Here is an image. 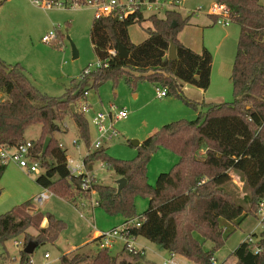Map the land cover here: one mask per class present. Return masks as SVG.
<instances>
[{
	"label": "trees",
	"instance_id": "16d2710c",
	"mask_svg": "<svg viewBox=\"0 0 264 264\" xmlns=\"http://www.w3.org/2000/svg\"><path fill=\"white\" fill-rule=\"evenodd\" d=\"M45 1L71 7L83 5L84 0ZM215 2L228 8L232 22L239 27L230 71L234 96L230 102L198 103L183 93L177 80L207 90L212 56L205 47L196 52L179 42L176 34L189 16L182 17L176 10L166 11L164 17L152 14L145 18L135 13L123 19L93 18L89 38L98 60L109 57V50L117 49L118 43L126 48L128 58L109 57L107 66L71 79L60 96H50L37 88L20 63L10 64L0 58V144L16 146L25 140L30 126L40 125L32 154L40 160L43 172L36 176L35 182L74 205L76 197L70 194L71 187L86 198L95 192L96 206L107 214L120 215L125 221L135 217L141 220L139 227L131 229L134 237L141 236L197 264H212L214 253L223 245L220 221L239 225L248 215L256 217L258 205L264 201V3ZM145 20L150 22L144 28L146 37L139 43L131 42L128 27ZM172 22L175 27H171ZM170 39L176 47L175 59L167 56ZM122 76L132 88L138 80H147L165 87L167 95L176 96L187 105L202 104L205 111L198 112L192 120L179 119L161 126L140 143L132 160L112 158L105 147L86 153L83 157L86 170L102 162L119 178H125L126 184L117 192L115 185L94 182L84 191L81 189L84 175L70 174L66 149L54 134L69 119L77 129L78 140L88 148V121L76 102L85 99L89 89H96L106 80L116 83ZM43 137H50L44 153ZM159 147L172 151L178 159L169 171L160 172L151 185L147 164L151 153ZM201 150L203 154H199ZM5 168L6 164L0 163V179ZM231 171L238 175L241 188L234 183ZM137 196L147 198V206L140 214L136 211ZM44 219L46 224L42 226ZM65 226L52 213L35 209L30 199L13 206L0 214V264L6 261V241L21 234L25 246L29 242H35L36 247L54 244ZM29 228L35 229L36 234H31ZM196 234L212 242V248L205 250ZM98 240L99 237L93 238L84 246L61 254V264L149 262L126 247L118 255H112L108 248L97 246ZM92 245L96 247L94 251ZM254 247L260 248L256 254ZM231 254L237 264H264V233L256 242H241ZM19 255L20 264L31 259L23 250Z\"/></svg>",
	"mask_w": 264,
	"mask_h": 264
},
{
	"label": "rangeland",
	"instance_id": "374dc122",
	"mask_svg": "<svg viewBox=\"0 0 264 264\" xmlns=\"http://www.w3.org/2000/svg\"><path fill=\"white\" fill-rule=\"evenodd\" d=\"M33 1L0 0V58L10 64L20 63L37 88L50 96H60L70 86L71 79L78 78L85 67H94L98 60L89 38L90 24L95 12L88 5L45 7L43 6L45 0H40L41 6ZM214 2L215 0H184L176 11L180 12L181 16L183 13L188 15L190 11H196L191 14L190 22L193 28L189 36L193 34L197 38L198 32L200 37L199 27H201L204 47L212 54L211 83L208 92L213 95L218 94L224 99L223 101L230 102L234 96L225 68L234 61L239 28L234 22L225 27L212 24L207 12ZM198 7L200 11L196 10ZM155 14L162 16V13ZM143 15L148 17L151 13L145 12ZM149 24L148 20L132 24L128 27V34L130 32L135 41H140L144 39L146 34L144 28ZM225 31H228V37L220 44ZM50 32H53L56 38L50 43H44L42 37ZM71 43L78 51L76 58L72 57ZM83 103L87 104L83 113L90 126V141L95 139L91 118L96 112L109 110L112 106L114 110L123 109L128 113L127 118L115 121L114 127L118 134L106 140L104 145L108 156L121 160H132L136 156L138 146H134L132 140L142 142L166 123L179 119L192 120L196 118L198 112L205 111V106L198 104L200 102L192 107L173 95L157 98L155 87L146 80H138L136 86L132 88L123 76L116 83L106 80L96 89H89L86 99H79L76 102L79 110L82 109ZM70 124L68 121L67 132L71 130ZM26 133V138L37 140L40 125L30 126ZM54 135L58 142L67 148V155L76 163H80L87 149L81 141H77L78 146L72 143L77 135L76 127L74 126V131L66 135L57 132ZM42 139L44 142L45 138ZM88 150L93 151L90 145ZM202 152L203 150L199 154ZM177 159L176 154L163 147L152 152L147 164L148 182L153 185L157 175L169 171ZM42 172L43 168L28 174L17 164L10 162L6 164L0 179V214L30 199L34 208L43 213H52L65 222L66 226L54 244L38 246L30 254L32 264H61L59 259L61 253L84 246L95 231L101 234L121 224L120 215H109L95 205L97 197L95 192H91L86 198L71 187L70 194L76 197V205L50 193L47 194L45 201L37 203L35 198L43 189L35 182V178ZM90 175L94 177V182L116 186L114 180L117 179V175L102 162L94 164ZM231 175L234 183L241 188L242 183L238 182V175L232 171ZM135 205L137 213H142L147 206V198L137 196ZM256 223L258 222L254 215H248L239 226L232 222L227 224L220 221L225 240L214 254L218 264H227L225 260L230 262L231 252L250 233L254 231L259 236L264 232V223L255 227ZM28 231L36 234L33 228H29ZM252 238L255 239L256 236L252 235ZM15 239L23 240V235L20 234L6 241L7 256L3 264H20V251L13 244ZM204 241L207 240L200 236L199 242ZM136 242L139 245L143 243L146 258L155 264L161 263V256L168 255L159 245L141 236H137ZM210 244L211 242L207 241L205 248H212ZM121 247L122 244L117 243L109 251L112 255H118ZM90 248L94 251L96 247ZM45 253H48V258H45ZM179 260L185 262L184 259L179 258Z\"/></svg>",
	"mask_w": 264,
	"mask_h": 264
},
{
	"label": "built area",
	"instance_id": "2783aa9c",
	"mask_svg": "<svg viewBox=\"0 0 264 264\" xmlns=\"http://www.w3.org/2000/svg\"><path fill=\"white\" fill-rule=\"evenodd\" d=\"M184 0H84L83 5H88L94 9L96 19H100L102 17H117L118 19H123L124 17L141 13L142 15L145 12H149L151 14L155 13H164L168 10H177L180 5H182ZM36 5L41 6L40 0L33 1ZM45 7L52 6H62L61 3H57L55 5H51L50 3L44 1ZM79 6V5H72ZM82 6V5H81ZM197 11H200V7L196 8ZM196 11H190L189 14H193ZM207 15L212 16L215 19V23L221 25L223 27L230 25L232 22L231 14L228 8L221 3L214 2ZM56 38V35L53 32H50L42 37V41L44 43H50ZM109 57H113L117 55L116 49L109 50ZM109 57L103 60H97L94 67H86L82 71V75L88 74L91 70L99 67H105L108 64ZM155 93L158 98L164 97L167 95V90L165 87H161L159 85L155 88ZM87 96V92L85 93ZM86 99V98H85ZM86 103H83L82 112L86 110ZM128 113L121 109L119 111L114 110L112 106H110L109 110H102L96 112L91 118V124L95 130V139L90 141V148L93 150L104 148L106 140H110L113 137L117 136L118 132L114 127L115 121L120 119L127 118ZM72 143L77 145V140H73ZM33 140L26 139L23 142L17 144L16 146L9 147L3 144H0V163L8 164L14 163L17 164L20 168H22L26 173L38 172L41 169L40 160L32 154L33 148ZM62 146V144H60ZM90 152L87 148V152ZM67 168L70 174L76 175H84L81 182V189H88L92 183H94L90 172L86 170L84 163L80 164L74 163L72 159L67 158ZM47 197L46 193H40L36 196L35 201L37 203H41ZM83 203H81L82 205ZM97 202L95 201V205ZM256 217L258 219V223L264 222V201L260 202L256 211ZM141 220L138 217L124 220L121 224L101 233L99 236V240L97 242V246L99 248H112L117 243L122 244V248L126 247L127 250L132 251L133 253L144 254V249L141 245L136 242V238L131 234V229L139 227ZM245 241L254 242V239L251 235H249ZM14 246L20 250H23L25 247L23 240L15 239L13 241ZM260 251V248L254 247L253 252L256 254ZM45 258H48V253L44 254ZM175 253H169V256L164 259L162 264H181L179 261L175 259ZM212 264H218V262L212 258ZM27 264H32V260L30 259ZM191 264H197L192 262Z\"/></svg>",
	"mask_w": 264,
	"mask_h": 264
},
{
	"label": "crops",
	"instance_id": "0c3cea01",
	"mask_svg": "<svg viewBox=\"0 0 264 264\" xmlns=\"http://www.w3.org/2000/svg\"><path fill=\"white\" fill-rule=\"evenodd\" d=\"M263 3H264V0H261ZM158 14H161V13H158ZM164 14H165V12L164 13H162L161 15L162 16H159V17H164ZM181 14V13H180ZM152 15V14H151ZM157 15V14H156ZM186 16H189V18H188V21H187V23L185 24V25H183L180 29H179V31L177 32V34H176V38L179 40V42L180 43H182L183 45H185V46H187V47H189L190 49H192V50H194V51H196V52H199L203 47H204V41H203V32H202V30H201V27H199V29H200V32H201V35H200V37L198 36V32H197V34H196V36H197V38L192 34L191 36H189V33H192V26H193V24L190 22V18H191V14H189L188 13V15H186V14H182V17H186ZM209 16V15H208ZM143 17H145L144 15H143ZM210 17V19H211V22H212V24H216L215 23V19L212 17V16H209ZM145 18H147V17H145ZM149 22V21H148ZM212 24H210V25H212ZM239 28V27H238ZM194 31V30H193ZM144 33H145V31H144ZM146 37V34H145V36H144V38ZM228 37V31H225V33L223 34V36L221 37V41H220V44L221 43H223L224 41H225V39ZM129 38H130V40H131V42H133V43H139V42H141L142 40H140V41H135L133 38H132V36H131V33L129 32ZM220 44H218V45H220ZM211 53V52H210ZM211 56H212V54H211ZM211 69H212V64H211ZM230 71H231V65H229L228 67H226L225 68V74H226V76H227V78H228V81L230 82V84H231V80H230ZM147 81V80H146ZM149 82V81H148ZM151 85H153L155 88H156V86L157 85H155L154 83H152V82H149ZM210 83H211V74H210ZM136 86V85H135ZM210 86V85H209ZM184 90H185V92H186V94L189 96V97H191V98H193V99H195L196 101H198V102H202V101H204V103H211V102H213V103H220V102H223V98L222 97H220L218 94L217 95H213L212 93H209L208 92V89H209V87L207 88V90H202V89H198V88H196V87H193V86H190V85H187V84H185L184 83ZM136 95H138V94H136ZM155 96H156V93H155ZM166 96H168V95H166ZM166 96H164V97H166ZM157 97V96H156ZM158 98V97H157ZM161 98H163V97H161ZM68 121H70V125H71V127H70V131L69 132H72V130L74 131V124L72 123V121L71 120H69V119H67L66 121H65V126H64V128H62L60 131H58L57 133H59V134H61L62 133V135L64 134V135H66V134H68L69 132H67L66 130V128H67V126H68ZM89 125V124H88ZM27 131V130H26ZM89 134H90V126H89ZM26 136H27V133L25 132V140L26 139H28V138H26ZM61 139V138H60ZM30 140H34V139H30ZM74 140H77V141H79L78 140V136L77 135H75V139ZM139 143H141V142H139ZM65 147V146H64ZM65 149H66V154H67V148L65 147ZM87 149V148H86ZM87 152V151H86ZM201 154H203V152L201 153ZM86 155V153L82 156V158H81V162H83V157ZM67 158H69V159H72V158H70L68 155H67ZM72 161L74 162V163H76L73 159H72ZM80 162V163H81ZM80 163H77V164H80ZM92 170H93V168H92ZM92 170H87V171H89V172H91L92 173ZM117 179L119 178L118 176L116 177ZM117 179H115L114 181H116ZM239 183H241L240 181H238ZM116 184V183H115ZM108 185H114V184H108ZM41 187V186H40ZM42 188V187H41ZM43 189V191L42 192H40V193H46V195L48 194V193H50V194H53V193H51L50 191H48L47 189H45V188H42ZM39 193V194H40ZM38 194V195H39ZM48 197V196H47ZM46 197V198H47ZM45 198V199H46ZM45 199L43 200V201H45ZM63 200H65V199H63ZM42 201V202H43ZM41 202V203H42ZM69 202V201H68ZM35 209H37V208H35ZM248 217V216H247ZM246 217V218H247ZM120 218H121V221L123 222L124 221V218L123 217H121L120 216ZM245 218V219H246ZM256 218V221L258 222V219H257V217H255ZM244 219V220H245ZM243 220V221H244ZM243 221L241 222V223H243ZM121 222V223H122ZM222 222H224V223H227L228 224V222L227 221H222ZM231 223V222H230ZM240 223V224H241ZM264 223V222H263ZM263 223H256V225H255V227H258V226H262V224ZM46 224V219H44L43 221H42V226H44ZM239 224V225H240ZM239 225H237V226H239ZM115 227V226H114ZM254 227V229H256ZM225 228V227H224ZM99 233V231H95L93 234H92V236L90 237V239H89V242L93 239V238H96V237H99L100 236V234H98ZM224 233V232H223ZM264 233V232H263ZM250 235L252 236H256V238L254 239V242H256L258 239H259V237H260V235L259 236H257V234L253 231L252 233H250ZM196 237L198 238V239H200V235H198V234H196ZM207 241H209V240H207ZM207 241H204V242H202V244H203V248L205 249V250H210L211 249V247H209L208 249H206L205 248V244L207 243ZM243 241H245V239L243 240ZM242 241V242H243ZM56 242V241H55ZM54 242V243H55ZM210 242V241H209ZM88 243V242H87ZM86 243V244H87ZM141 244V246L143 245V243H140ZM85 245V244H84ZM212 245V242H211V244H210V246ZM239 245V244H238ZM83 246V245H82ZM93 246V245H92ZM142 248L144 249V246H142ZM75 249V248H74ZM235 249V248H234ZM73 250V249H72ZM122 250V247L120 248V251ZM165 250V249H164ZM71 251V250H70ZM67 252H69V251H65V252H63V253H67ZM165 252H167V254L168 255H166L167 257L169 256V253L170 252H168L167 250H165ZM63 253H61V254H63ZM232 253V252H231ZM215 254V253H214ZM143 256H144V259L146 260V261H149V262H151V263H154L155 264V262H153L152 260H150V259H148V258H146V256H145V253L143 254ZM165 255L164 256H161V263L160 264H162L163 263V261H164V259H166L167 257H166ZM231 256V257H230ZM230 258H231V261L229 262V261H227V260H225L226 262H227V264H237V259L232 255V254H230ZM214 257V259L216 260L217 258H216V256L214 255L213 256ZM179 258H181V259H184L185 260V262L183 263V262H181V260H179ZM175 259L177 260V261H179L180 263H183V264H191L192 263V261H190V260H188V259H186L185 257H183V256H181V255H178V254H175ZM217 261V260H216ZM218 262V261H217ZM225 263V262H224ZM226 264V263H225Z\"/></svg>",
	"mask_w": 264,
	"mask_h": 264
},
{
	"label": "water",
	"instance_id": "95a60500",
	"mask_svg": "<svg viewBox=\"0 0 264 264\" xmlns=\"http://www.w3.org/2000/svg\"><path fill=\"white\" fill-rule=\"evenodd\" d=\"M176 26V23L175 22H172L171 23V27H175ZM71 48H72V57L73 58H76L78 56V51L76 49V47L73 45V43H71ZM117 55L120 59H126L128 58V51L126 50V48L121 44V43H118L117 44ZM168 58L169 59H175L176 58V47H175V44L173 43V41L170 39L169 41V48H168ZM134 75H138L137 72H132ZM178 83L180 84L181 86V89L183 91V93L185 94L186 97H188L189 99L191 100H194L196 101L195 99L189 97L185 90H184V83L177 80ZM198 102V101H196ZM201 102V101H200ZM71 109L72 111H74V107L71 106ZM50 142V137H46L44 139V142H43V146H42V152L44 153L48 144ZM131 143L134 145V146H139L140 143L138 140H132ZM116 188H117V192H119L123 187L124 185L126 184V179L121 177V178H118L116 181ZM37 244L35 242H29L27 243V245L23 248V251L27 254H31L33 252V250L36 248Z\"/></svg>",
	"mask_w": 264,
	"mask_h": 264
}]
</instances>
